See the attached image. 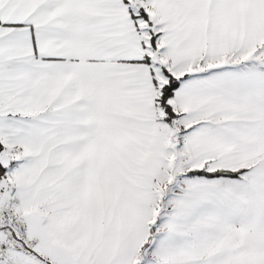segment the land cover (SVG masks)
Returning a JSON list of instances; mask_svg holds the SVG:
<instances>
[{
	"label": "snow or ice",
	"instance_id": "snow-or-ice-1",
	"mask_svg": "<svg viewBox=\"0 0 264 264\" xmlns=\"http://www.w3.org/2000/svg\"><path fill=\"white\" fill-rule=\"evenodd\" d=\"M0 264H264V0H0Z\"/></svg>",
	"mask_w": 264,
	"mask_h": 264
}]
</instances>
